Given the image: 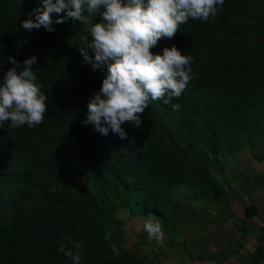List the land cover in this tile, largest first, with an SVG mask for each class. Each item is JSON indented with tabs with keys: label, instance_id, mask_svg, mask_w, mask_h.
<instances>
[{
	"label": "rangeland",
	"instance_id": "374dc122",
	"mask_svg": "<svg viewBox=\"0 0 264 264\" xmlns=\"http://www.w3.org/2000/svg\"><path fill=\"white\" fill-rule=\"evenodd\" d=\"M228 1L198 32L205 40L211 29L221 25L215 33L220 46L212 57V52L191 51L197 60L188 84L219 88L229 82L228 90L212 100L202 97L200 113L193 117L196 135L188 142L167 128L142 135L136 148L147 151L146 140L152 138L150 164L155 173L160 172L148 191L136 175L126 173L122 163L112 164V171L101 169L94 180L79 179L72 172L69 152L74 156L82 149L90 131L78 132L75 119H86L94 88L81 94L66 120L50 124L45 131L26 128L18 135L10 121L0 124L5 136V144L0 139V214L10 212L12 217L16 211L23 219L17 217L22 264H72L57 249L60 244L71 248L74 241L83 245L80 264H229L231 252L246 257L239 245L240 220L255 188L244 183L259 173L258 163L264 158V0ZM173 45L182 54L189 51L185 36ZM214 56L224 60L215 61ZM251 64L255 66L250 69ZM53 71L58 77L57 65ZM242 97L251 101L247 110L229 114L227 107ZM122 127L127 131L125 124ZM115 135L110 130L106 136L89 137L82 166L86 175L96 170L100 159L95 148L103 144V150L109 151L107 143ZM62 164L66 168L58 173ZM23 168L34 173L30 185L21 179ZM46 169H56L49 183L43 180ZM125 182L136 188L133 198L147 195L149 207L155 206L157 212L128 208L123 203ZM81 183L86 187L92 183L101 194L91 210L84 208L78 214L75 203ZM146 220L161 224L163 244L148 238L143 229ZM107 232L112 235L105 241ZM112 244L120 249L119 255L110 250Z\"/></svg>",
	"mask_w": 264,
	"mask_h": 264
},
{
	"label": "clouds",
	"instance_id": "9594fccd",
	"mask_svg": "<svg viewBox=\"0 0 264 264\" xmlns=\"http://www.w3.org/2000/svg\"><path fill=\"white\" fill-rule=\"evenodd\" d=\"M225 0H40L29 18L21 21L26 32L40 29L52 32V14H58L56 24L68 19L81 22L89 35L81 37L77 47L83 62L96 69L106 66L107 72L99 91L89 99L85 125L91 124L101 135L111 130L121 140L128 133L122 127L130 123L142 126L141 114L154 101L165 105L179 99L193 79L191 55L182 54L175 45L165 47L162 54L151 49L161 39L174 38L180 26L189 19L203 22L222 12ZM65 15L60 16L59 14ZM34 17V19H33ZM94 17H100L94 22ZM89 50H91V55ZM13 65L3 75L0 83V124L10 121L12 128L25 124L31 128L43 123L48 110V96L38 84L33 65L35 55L23 61V68L14 56ZM174 112L181 108L171 104ZM144 231L150 240L163 244L165 235L159 222L146 220ZM107 232L105 241L111 238ZM83 245L73 242L71 248L60 244L57 251L80 264ZM119 255L115 244L110 246Z\"/></svg>",
	"mask_w": 264,
	"mask_h": 264
},
{
	"label": "trees",
	"instance_id": "16d2710c",
	"mask_svg": "<svg viewBox=\"0 0 264 264\" xmlns=\"http://www.w3.org/2000/svg\"><path fill=\"white\" fill-rule=\"evenodd\" d=\"M238 0L233 1L236 3ZM226 4H231L229 0ZM40 5V0H0V83L4 73L13 65L8 61L9 56H14L20 63V68H23V61L31 56L37 57V62L33 65V71L37 76V83L42 86V91L48 96V110L45 114L43 123L40 125L31 127L36 131H45L49 128V125L57 122L58 120H66L71 113V107L79 100L82 93H90V88H94L95 93L98 92L102 85V80L106 76V66L101 69L94 70L91 65L83 62V59L78 51V48L83 42L81 37L83 35H89L86 32V26L81 22L68 19L65 23L56 24L55 20L59 18L58 14L53 13V29L49 32L43 27L40 29H33L30 33L26 32L21 27V21L29 18V13L32 9L37 8ZM235 8V7H234ZM65 15L64 13L59 14ZM34 19V17H33ZM100 17H94V22H99ZM221 25L215 26V29L210 30V35L203 40L198 33L203 28V21L192 20L186 24L180 26L174 38L161 39L158 41L156 47L151 49L154 54H161L165 47H170L174 41L178 43L182 42V37L185 36L187 40L188 55H191L194 62L197 60L196 56L191 52L192 50L202 52H213L216 48L219 49L220 40L215 38V33L219 30ZM199 34V36H198ZM210 40V42H208ZM91 36L89 35V42ZM58 51L64 52L66 55H70V60H66L65 57H60ZM91 55V50H89ZM215 61L222 62L223 57L214 56ZM57 65L59 76H55L54 66ZM255 64L249 65L248 68H253ZM217 71V75L225 76L224 73ZM231 73V71H230ZM229 82H223L215 88L211 87H190L187 85L185 91L182 93L179 99H173L170 104L165 105L162 102L154 101L144 113L141 114L142 126L133 127L130 123H124L127 128V139L121 140L116 134L109 140L110 150L104 151L105 146L102 144L100 147L95 148V151L99 153L100 159L97 163L96 170L89 175H86L85 171H82V166L85 165L84 154H86V148L91 144L89 137L94 139L101 136L94 126L91 124L85 125L84 120L79 118L75 119V122L79 124L78 132L87 133L88 128L90 131L84 140V146L82 149L76 150L73 154L69 152L70 164L72 172L79 179L94 180L97 177L101 169L112 171V164L122 163L126 165V173L129 175H136L139 182L144 185L145 190L152 188V184L156 177L160 175V172L155 173L154 168L151 167L150 162H154L153 154L148 150L153 148V139L148 137L146 140L147 151H140L136 148L139 139L143 134L151 131H157L160 128H167L166 130L175 131L176 134L185 143L188 142L189 137L196 135V124L193 117L200 113V100L205 95L210 96V100L214 97L222 96V94L228 90ZM99 88V89H97ZM97 89V90H96ZM179 103L181 108L178 112H174L171 108V104ZM251 101L246 97H242L238 101L227 107L229 114L240 113L250 106ZM29 128L26 124L19 128H14V131L21 135L22 132ZM30 128V129H31ZM4 133L0 131V139L5 144ZM153 150V149H152ZM150 164V165H149ZM65 164H62L59 172L63 171ZM56 171V169H46L43 180L49 183V178ZM23 182L28 185L34 182L33 171L27 168H23L19 172ZM124 189V202L125 205L131 208H138L140 212H157L155 206L149 207L147 195L142 199L133 198L135 187L128 185L127 182L122 186ZM80 194L77 197L75 207L78 214L83 213V209L91 210L94 206V198L101 193L94 189V185L90 183L88 187L85 184L79 185ZM148 191V190H146ZM151 189L149 190V192ZM123 192V190H122ZM253 210L254 207H250ZM245 212L249 214L248 208ZM4 212L0 214V264H22L20 260V233L18 232V221L22 219L21 215L16 211L12 213Z\"/></svg>",
	"mask_w": 264,
	"mask_h": 264
},
{
	"label": "crops",
	"instance_id": "0c3cea01",
	"mask_svg": "<svg viewBox=\"0 0 264 264\" xmlns=\"http://www.w3.org/2000/svg\"><path fill=\"white\" fill-rule=\"evenodd\" d=\"M262 154H264V148ZM258 164H260L259 173L251 182L246 180L244 183L246 186L253 185L255 188L252 200L244 207L240 220L239 245H241V251H245L246 257L241 258L237 253L231 252L228 259L229 264H264V158ZM255 179H260V181L257 182ZM248 190L250 191L251 188ZM250 207L254 209L250 210ZM246 208L249 214L245 212Z\"/></svg>",
	"mask_w": 264,
	"mask_h": 264
}]
</instances>
